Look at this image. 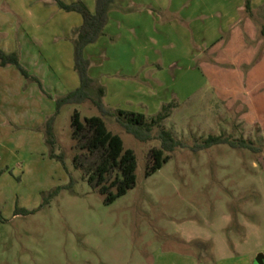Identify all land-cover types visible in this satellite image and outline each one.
<instances>
[{"label": "rangeland", "instance_id": "374dc122", "mask_svg": "<svg viewBox=\"0 0 264 264\" xmlns=\"http://www.w3.org/2000/svg\"><path fill=\"white\" fill-rule=\"evenodd\" d=\"M55 2L0 0V49L16 53L24 68L0 63V264L264 257V126L245 112L246 102L211 95L176 106L162 129L187 147L147 175L150 150L162 146L160 129L144 142L91 100L59 107L58 100L80 86L75 29L65 34L78 22L66 16L83 19ZM76 111L82 119L102 117L136 155V186L111 204L75 166ZM51 119L55 144L47 135ZM211 135L244 140L253 149L218 144L193 150Z\"/></svg>", "mask_w": 264, "mask_h": 264}, {"label": "crops", "instance_id": "0c3cea01", "mask_svg": "<svg viewBox=\"0 0 264 264\" xmlns=\"http://www.w3.org/2000/svg\"><path fill=\"white\" fill-rule=\"evenodd\" d=\"M76 1L95 10V0ZM66 18L78 22L66 28L70 36L83 20L73 14ZM263 30L264 0H116L104 35L85 55L112 110L152 117L171 102L180 107L213 95L224 103L246 102L245 112L264 126ZM190 260L255 262L236 254L214 259L194 255Z\"/></svg>", "mask_w": 264, "mask_h": 264}, {"label": "trees", "instance_id": "16d2710c", "mask_svg": "<svg viewBox=\"0 0 264 264\" xmlns=\"http://www.w3.org/2000/svg\"><path fill=\"white\" fill-rule=\"evenodd\" d=\"M54 1L67 12L79 13L83 19L82 25L75 29L73 35L75 69L79 75L80 86L60 98L58 100L59 107L91 100L103 116H116L122 127L144 142L154 139V131L160 129L156 138L161 141L162 146L150 150L147 166V175L154 174L171 159V154L178 147H187L182 141L176 139L171 131L162 129L164 121L171 115L176 103L171 102L165 105L156 116L152 117L108 108L104 102L106 88L91 76V61L86 57L85 50L104 35L110 10L116 0H95L94 11H91L83 1L72 4L62 0ZM249 4L248 2V8ZM262 34L264 35V30ZM0 63L4 67L15 65L24 72L20 58L16 53L7 54L0 49ZM52 119L47 124V135L49 141L55 144ZM71 126L72 140L80 151L74 158L75 166L84 172L88 182L105 197V203L115 202L136 186V155L131 149L124 147L121 137L107 128L102 117L93 116L82 119L80 113L76 111L73 114ZM218 144H228L233 148L253 149L244 140L237 142L227 137L211 135L202 144L195 146L193 150H205Z\"/></svg>", "mask_w": 264, "mask_h": 264}, {"label": "water", "instance_id": "95a60500", "mask_svg": "<svg viewBox=\"0 0 264 264\" xmlns=\"http://www.w3.org/2000/svg\"><path fill=\"white\" fill-rule=\"evenodd\" d=\"M256 264H264V257L263 256H259L257 261H256Z\"/></svg>", "mask_w": 264, "mask_h": 264}]
</instances>
